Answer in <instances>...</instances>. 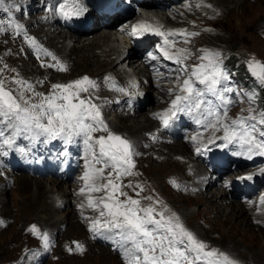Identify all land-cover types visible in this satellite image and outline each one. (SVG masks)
Segmentation results:
<instances>
[{"label": "snow or ice", "instance_id": "6c2138e0", "mask_svg": "<svg viewBox=\"0 0 264 264\" xmlns=\"http://www.w3.org/2000/svg\"><path fill=\"white\" fill-rule=\"evenodd\" d=\"M202 3L203 0L196 7H201ZM204 6L212 7L211 4ZM12 8H20L16 0H0V10L10 17L8 27L19 34L23 25L12 18ZM49 10H54L65 18L79 17L87 12L82 0H63ZM4 31L7 29L0 26V32ZM145 32H153L164 39V46L157 45V48L165 59L180 65L177 72L186 76L175 89V98L171 100L170 107L153 114L160 119L163 127H169L172 121L178 118L179 113H185L205 129H222L223 135L215 139L223 141L220 147L238 146L239 151L234 155L246 156L248 159L264 156V108L252 106L257 98L254 90L239 92L237 95L245 96L249 101V114L229 119L228 107L234 101L228 94L236 92V89L223 83L229 76L221 67L220 53L202 49V62L193 65L189 70L183 63L187 59L188 50L178 48L175 53H170L168 48L175 47V43L170 41L169 37L195 36L198 33H188L186 29L163 32L143 22L132 26L133 35ZM24 36L29 44L36 45L34 37L28 36L26 32ZM184 42L189 41L185 39ZM37 51H40L39 46ZM43 51L56 61L48 67L58 66L61 71L66 70V66L54 55L46 49ZM149 56L157 58L152 53H149ZM248 68L259 85L264 87V63L253 59L248 62ZM2 71L3 69H0V72ZM109 79L110 77H105V80ZM180 79L178 76L177 80ZM6 83L7 81L0 79V156H7L8 150L26 154L28 149L17 146L18 138L27 140L29 145H34L37 141L47 144L55 140L62 141L64 145H71L77 142V138L81 139L85 162L84 172L80 177L83 187L79 191L86 196V205L81 204L79 207L99 212L94 218L84 217L89 220V230L111 241L121 252L125 264H240L227 252L215 247L209 248V245L190 231L163 201L151 196L133 198L123 191L125 187L133 190L140 188L141 192L143 191L141 185L134 186L131 181L127 185L117 182L121 181L122 177L136 175L132 171L135 168L133 156L139 153H135L131 141L109 129L101 106L92 101L91 95L82 97V93H88L90 89L98 87L96 81L83 76L68 83H56L48 94L36 92L34 86L23 79L12 78L15 88L6 87ZM117 90L125 91L123 88ZM173 91L169 89L170 93ZM209 96L219 103H214ZM98 132L107 134L94 135ZM192 139L195 142L197 136ZM208 143H215V140L209 139ZM196 151L199 153L201 148L198 147ZM64 155H67V152ZM239 179L251 180L252 174ZM172 183L175 185V180ZM94 193L103 195L94 196ZM136 196L139 197L140 193L137 192ZM142 200L147 203L142 204ZM260 202L264 204V196ZM156 205L161 207L157 209ZM30 231L40 236L47 250L48 234L41 233L36 225H32ZM76 243L77 248L82 251V246Z\"/></svg>", "mask_w": 264, "mask_h": 264}, {"label": "rangeland", "instance_id": "374dc122", "mask_svg": "<svg viewBox=\"0 0 264 264\" xmlns=\"http://www.w3.org/2000/svg\"><path fill=\"white\" fill-rule=\"evenodd\" d=\"M204 1L211 4L212 7H207L205 11L197 13L199 17L198 20L202 22L204 29L202 28L201 35L196 39L195 46L220 53L223 50H227V48L235 47V54L239 57V61L245 62L248 70V62L250 60L254 59L263 62L264 0H221L220 4H217L216 0ZM202 4L206 3L203 2ZM3 25L4 23H0V26L3 27ZM108 30L109 29L104 28L97 29L96 31L93 30L88 35L78 39L79 41L71 37L72 40L66 41L65 44L62 43L63 38H54V35L47 36L46 41L49 45L52 44V47L59 51L60 54H68L73 61L76 62L78 56H81L83 52L88 50L84 49L82 51H77L80 45L87 42V40H91L96 33L107 32L110 34ZM111 39L114 38L111 37ZM22 40L23 38L20 33H16L12 36L0 33V69H3V71L0 72V79L7 81L6 87L9 88L16 87V85L12 83L13 77L33 82L40 79L38 84V86H40V83L43 82V79H46L47 76H49V78L53 77L51 80L64 82L69 78H75L84 73L99 75L111 67L114 62L113 59L116 56V54H111L112 56L107 58H104V56L98 57L97 60L91 58L86 63L87 69L80 65V67H82L80 70L75 71L74 68H72L70 72L59 70L60 73H58L56 72L57 67H48V65L55 64L56 61L52 59V56L45 54L43 51L45 49L44 46L39 51V55L43 61L36 60V63L32 66L27 61L29 56L21 52ZM110 41L111 43L113 42L112 40ZM73 43L77 51L75 54H72L74 52L72 47ZM111 43H109V41H99V44H104V47L94 49L93 54H101V50H107L112 45ZM55 49H47V52H50L59 61L60 57L56 54L57 51H55ZM5 65L7 67H5ZM228 76L229 79L223 83H227L230 87L233 86L234 88H238L240 84L237 85V82L240 83V81L230 73ZM42 89H45V87H42ZM152 94L156 100L159 101V95L157 93H151V95ZM228 95L233 101L236 98L234 92ZM241 100L242 101L239 103L236 102L230 105V116L238 117L240 115L247 116L249 114L247 111L250 107L248 99L243 96ZM155 104L156 102L153 104L149 102V104L143 105L133 116H124L126 126H131L133 128L132 130H136L138 127H142L146 124L143 121V116L147 114L146 112L150 109H146V106L148 107V105ZM252 106L258 108V103ZM115 120L118 121V119ZM119 123L113 122V124H115L113 129H115L116 132H122V129L125 128L122 123V125ZM144 131L138 134V138H134L137 143L138 140L136 139L143 138ZM123 133L127 136V133ZM197 140L195 142L200 145L205 138L199 142ZM178 144H182L186 147L182 146L185 150L183 156L175 154L172 155V159H168V154L171 153V147H173L174 144L165 145L164 147L166 148L161 147L159 150L155 147L153 151L149 150L145 154L140 155L135 162V168L132 170L136 175L122 177L121 181L117 182L127 185L129 181H131L134 186L136 184L141 185L143 191L141 192L140 188H135V190H133V188L127 187L123 188V191L133 196V198L142 199L144 196H151L154 199L163 201L171 211L175 212L180 217L181 222L190 231L209 245V248L215 247L227 252L231 257L237 259L240 264H264V226L256 224V220L243 222L238 226H234V220H231L227 224L226 222L219 224L215 220L216 216L214 215V210L206 207V205H202V203L196 202L195 195L199 196V191H193L192 189L190 191L189 188H186V191H182L183 188L179 190L180 187H183L181 180L188 178L192 182V170L200 165L197 164L196 166V162L192 161V158L189 161V156L192 157V155L185 144L175 143V145ZM192 146L191 151L194 153L196 160H199L200 157ZM12 153L17 157L18 154L16 152L12 151ZM186 159L189 163H187ZM173 161L181 162L180 164L183 167L180 169ZM189 166L192 169H189ZM23 175L24 174H22V176ZM18 176L19 175H17L15 179ZM223 176L225 175L223 174ZM260 176L261 175H258V177ZM169 177L172 186V181L175 180V189L170 186V182H167ZM35 179L40 180L41 178H33V180ZM48 179L49 178H42L41 180L46 182ZM217 179L218 176L215 181ZM220 179H222V177H220ZM215 181L214 183L207 184V187L210 188L209 192H212L213 197L216 195L214 199L217 198L220 201L221 199L219 197L221 196V191L227 193L230 191H226L224 187H220V185H214ZM186 184H189V182ZM68 185L70 184L66 183V185H64L62 182L58 186L46 185V189L53 188L54 199H57L58 202L63 204V208L61 206L58 209L59 211L51 212L50 214L43 211L38 205L36 206V202H32V200H34V192L32 191V193H30L31 195L29 194V196H26L21 191L20 185L16 180L12 186L0 193V264H121V260L117 258L116 253L108 251L110 249L109 247L105 248L94 242L95 236L90 233L91 231L87 226L88 221L84 219L85 215L88 214L83 215L80 222L78 221L79 217H77L74 210L77 204L74 203L75 201H73L72 204V200L75 196L66 195V193H64ZM176 185H178V187ZM137 192L140 193L139 197L136 196ZM256 193L257 190L255 189L249 196H245L246 199L229 196L219 203L222 206H227L238 204L237 201H240L243 204L246 203L245 205L253 206L254 204L250 203L248 198L254 197ZM203 197L204 195H202L200 199L204 202L205 198ZM120 198L124 199V197ZM145 203L147 202L142 200V204ZM156 207L159 209L161 205H156ZM229 209L230 206L228 209L226 208V211ZM93 214L95 217L99 215V213ZM251 215L254 216L255 214ZM258 222L261 224L263 223V216ZM72 223L76 224L74 225ZM32 225H36L41 233H52L51 231H55V233H52L54 237L49 240V247L47 250L44 248V242L40 236L30 231ZM248 225H252L251 227L253 229H251V231H248ZM50 236L51 235L48 234V238H50ZM76 242L82 246V251L77 248ZM101 249L108 251L109 255L99 256L98 254ZM34 253L35 255H33Z\"/></svg>", "mask_w": 264, "mask_h": 264}, {"label": "bare ground", "instance_id": "6f19581e", "mask_svg": "<svg viewBox=\"0 0 264 264\" xmlns=\"http://www.w3.org/2000/svg\"><path fill=\"white\" fill-rule=\"evenodd\" d=\"M220 1L221 0H216V3L217 4H220ZM57 35H58L57 38H63L62 43H65V41H67V40H72L71 37H74V36H66V35H60V34H57ZM111 37L114 38L111 32H110V34L107 33V32L106 33L105 32H99V33L94 34V36L92 38L90 37L91 40H87V42H84L81 45L79 44L80 47H79V50H77V51H82L84 49H88V50H86V52H83L81 56H78L77 61L74 62V70L75 71L76 70H80V68H82V67L85 68V69H87L86 63L91 58H94V60H97L98 57L104 56V58H107V57L111 56V54H115L116 51H117V46H110L107 50L106 49L105 50H101V54H98V55L97 54L96 55L93 54L94 53L93 52L94 49H96V48H99L100 49V48H103L104 47V44H99V41L102 40L104 42H107V41L112 40L113 43H115L117 41V39H115V38L114 39H111ZM75 43H79V42H75ZM72 47H73V51H74L72 54H75L77 51L75 49V44L74 43L72 44ZM55 51H57V50L55 49ZM65 56L68 57V59H69V56L70 55L69 56L65 55ZM70 60L71 59H69V61ZM115 60H117V63L113 62V64H114L113 66L118 65L119 63H122L125 60H128L129 61V59L127 57H124L123 54H121V53H118L117 54ZM104 62H106V61H104ZM80 65H82V67H80ZM150 88H151V85L149 87H147L146 89L149 90ZM158 89L160 90L161 88H158ZM161 96H162V94H161ZM155 99L156 98L153 96V94L151 95L149 93L147 95L148 102L147 103L145 102V104H149V102H151L153 104V103H155ZM152 106H155V107L158 106L159 107V105L157 103L155 105H152ZM141 108L142 107H140L139 109H141ZM139 109H137L135 112L139 111ZM149 112H150V110H148V112H146L147 114H145L144 116L142 115L143 116V121L146 124H144L142 127L141 126L138 127L136 130L135 129L132 130L133 128L131 126H126V122H125V119H124L125 118L124 117L125 115H123V114L117 115L115 117V119H118V121H120V124L122 123L123 126L125 127L124 129H122L123 130L122 132L127 133V137L130 140H132L133 142H135V139L134 138L135 137L138 138V134H140L141 131H144L145 130L144 133H143L145 135L146 133H148V132H150L152 130H155L156 127L158 126V124L161 125L160 122H158V124H157V122L151 121L152 119L150 117V113ZM189 125H192V127L194 129H196L197 127H201L203 130L202 131H196L195 132V135H197V139H199V140H197L198 142L201 141V140H203L204 138H205V140L203 141L204 143L202 142L200 145H198L197 142L194 143V146L196 148H198V147L201 148V151L199 153L196 151L197 155L200 157L199 160H196L194 153L191 151L192 144L190 143V141L188 139V134H185L184 135V138L185 139H184V141L182 143L187 146V148L190 150V154L192 155V157L189 156V161L192 158V161H195L196 162V166H197V164L200 165V166H198L196 168L194 167L195 169L192 170L191 176H193V179L192 180H193V183L194 184L193 183H192V185L191 184L190 185L187 184V186L182 191H186V188H189L190 191H191V189L193 191H199L198 193L200 195L199 196H196L195 195L196 202L202 203V205H206V207H209L212 210H214V215L216 216V219L215 220L219 224L220 223H225V222L227 224L231 220H234V222H233V224H235L234 226H238V225H241V223H243V222L256 220L257 221L256 224L261 225V226H264V220H263V223L262 224L260 222H258L262 216L260 215L259 210L257 211L258 208H257V204L256 203L253 206L245 205L246 203L243 204L240 201H237L238 204H231V205H227V206H222L219 203V202H222L221 200L224 201L229 196L234 197V198L235 197H239L240 199H246V197H245L246 195H244L241 191H238L237 189H234V191L229 192V193L222 192L221 191V194H220L221 196L219 197L221 200L219 201V199H217V198L214 199V197L216 195L213 197L212 196V192L211 193L209 192L210 191V188L207 187L208 186L207 184H209L210 182L209 183L206 182V181L201 182V180H200L201 179V176H202V173L203 174H207L205 169H204V172H203V167H202V166H206V167H208V169H209V171H210L211 174H215L216 175L215 179L218 176V179L216 181L214 180L215 181V184L214 185H218V186L220 185V187L222 186V187H224V189L226 191H229L228 190V186L226 184L227 183V181H226L227 178H229L230 176L235 175L237 173H241V172L244 173V174H246V175H248V174H252V175H257L258 174V175H260L259 173L256 172V171L260 170V168L257 166L254 169L252 167V165H255V162L254 161L252 162L246 156L232 155L231 152H229V155L231 157L228 158V162L226 163L227 165L224 166L221 171L214 170V168H217V166L216 165L212 166L211 165V162L203 154L204 153H207V154H213V155L218 156V157H223L225 155V153L228 152L229 146L235 147L236 145H229L228 147H220L219 146L220 144L223 143V141H221L219 139H215V137H219V136H222L223 135V130L222 129H220L218 131H214L210 127L207 128V129H204V126L197 125L194 121L192 123L191 122H187L186 128H189ZM113 127H115V124H112V127H111V130L112 131H115V129H113ZM117 132H121V131H117ZM144 135H143V137H144ZM153 137H155V138H153ZM211 138L212 139L214 138L215 139V142L216 143L218 142V143L217 144L216 143H211V144L208 143L209 139H211ZM136 140H138V143H137V146H135V150L134 151H135V153H139V154L138 155H134V159L133 160L135 162L137 161V157H139L140 155L145 154L149 150L153 151V149L155 147L159 150V148L164 147L165 145L173 144L170 141L166 140L165 136L163 137V134L161 132L158 133V134H151L150 136H148L147 137V140L148 141L144 145L140 144V140H142V137L139 138V139H136ZM182 146H184V145H182V144L181 145H179V144L178 145H175L174 144L173 147H171V153L168 154V159H172V155H175V154H178L180 156L181 155L183 156V154H185V150L183 149ZM164 148H166V147H164ZM59 149H60V146L59 145H56L54 147V150L56 152H59ZM54 155H57V154L55 153ZM253 157H255V159H259V158H257L259 156H253ZM186 161H187V159H186ZM189 161H187V163H189ZM192 161H191V163H192ZM241 161H243V162H241ZM173 162L180 169L183 167L180 164L181 162L180 163L177 162V161H173ZM167 166H169V165H167ZM186 166H187V164H186ZM189 169H192V168L189 166ZM221 172H223V173L220 174ZM223 174L225 176H223ZM18 175L19 176L16 179H14V181L15 180L17 181V183L20 185L21 191L26 196H29V194L32 193V191L34 192V194H33L34 195L33 196L34 200H32V202L33 203L36 202V206L38 205L40 208H42L43 211H46L48 214H50L51 212L59 211L58 209L63 204H61V202H58L57 199L56 200L54 199L55 197L53 196V194H54V191L52 190L53 188L46 189L45 187H46V185H51V186H56L57 185L58 186L61 182L63 183V180L59 181L57 179L49 178L48 180H46V182H43L41 180L42 178L40 180H37V179L33 180V177H30V176H27V175H23L22 176V174L21 175L18 174ZM220 177H222V179H220ZM196 178H198V181H195ZM214 181L212 183H214ZM64 185H66V183H64ZM251 186H253V184ZM197 188H199V189H197ZM255 189L257 190V187L251 188L252 191L249 190L247 196H249L250 193L253 192V190H255ZM64 193H66V195H74L75 197H78L80 199V201L86 200V198H83V196L78 193L77 189L74 188V187L72 188L71 185H68L66 187V189L64 190ZM202 195H204L203 198H205L204 199V202H203L202 199H200V198H202ZM73 201H75V200L74 199L72 200V204H73ZM80 201H78V202H80ZM76 204L79 205L78 203H76ZM229 206H230V209L228 211H226V208L228 209ZM248 207L251 210H249ZM251 214H255L254 215L255 217L252 216ZM69 218H70V216H69ZM72 224H74V223H72ZM248 226H249L248 227V231H251V229H253L251 227L252 225L251 226L248 225ZM108 251H106L104 249H101L99 251V254L98 255L99 256H102V255L103 256H108L109 255V252H110V251L109 252Z\"/></svg>", "mask_w": 264, "mask_h": 264}, {"label": "trees", "instance_id": "16d2710c", "mask_svg": "<svg viewBox=\"0 0 264 264\" xmlns=\"http://www.w3.org/2000/svg\"><path fill=\"white\" fill-rule=\"evenodd\" d=\"M234 48H231V47L229 48L230 52L233 54L235 52ZM233 54L229 57V60L231 61V67H233V69L236 72V75L239 78V80H241L245 86H249V84L251 82L255 83L256 81L254 79H252V76L249 73H247L243 63L239 64L237 56L233 55ZM259 101L261 103L260 107L264 108V89L262 91L261 97L259 98Z\"/></svg>", "mask_w": 264, "mask_h": 264}]
</instances>
